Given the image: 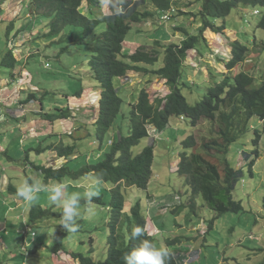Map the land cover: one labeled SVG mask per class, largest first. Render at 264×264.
<instances>
[{"label": "trees", "instance_id": "1", "mask_svg": "<svg viewBox=\"0 0 264 264\" xmlns=\"http://www.w3.org/2000/svg\"><path fill=\"white\" fill-rule=\"evenodd\" d=\"M106 0H31V11L37 17L48 18V29L40 36L49 37L51 40L46 47L52 50L58 49V55H64L76 48L74 45L85 47L90 54L88 63L95 70V76L101 87L104 88L97 124L98 139L100 144L108 136L116 119L123 111L124 99L116 87L115 79L122 81L131 79L132 74L155 75L165 80L168 92L162 95L152 96L150 91L143 86L136 92L131 101L130 132L123 135L121 131L113 138L108 139L109 150L102 159L90 161L87 165L73 169L70 160L76 155V145L58 143L51 145L59 156L68 161L60 166H33L44 175V184L49 185L52 179L63 180L66 176L78 178L83 176H95L100 183L112 182L114 184L113 196L110 204L111 216L107 222L109 230L107 238V258L98 260L94 256H86L79 252L71 255L79 259L81 264H124L123 256L138 247L142 240H150L156 247L155 233L149 226L152 212H143L146 206L144 198H139L134 204H128L129 212H126L127 199L123 193L126 187L136 186L148 190L153 177V164L155 158V135L170 126V119L178 116L189 119L192 129L184 139H181V151L177 164V172L186 178L190 188L187 203L176 206L177 209L191 207L194 211L197 207V198L202 196L210 209L217 215L228 212L240 213L244 211L242 200L236 199L234 191L240 180L239 171L233 167L230 161V151L233 143L239 141L250 129V120L258 116L262 121V129H256L255 143L260 142L264 134V75L261 83H256L257 76L248 70L231 72L239 64L247 59L248 45L236 40L232 43V54L229 61L224 60L230 70L223 73L221 79L210 86L205 96L195 105L188 102L183 93V88L189 81L185 69L191 67L185 64L188 52L198 49L197 44L204 37L206 28L211 27L216 32H222L226 27L225 20L239 6L254 7V15H259L256 21L257 29H264V0H200L198 11L185 12L178 9L170 18L175 23V17L179 14H187L200 18L203 25L199 32L192 33L185 26L176 24V29L184 33L180 42L170 41L164 43L161 40L146 41L129 55L125 53V42L133 24L153 19L160 12L168 11L172 6H177L178 0H110V14L96 15L92 5L103 8ZM148 4V6H147ZM154 9H150L149 5ZM261 8V11L259 10ZM85 8L88 12H85ZM258 8V9H256ZM258 11V13H255ZM219 19V24L213 21ZM101 23H107L104 31L94 34ZM264 52V38L258 44ZM52 46V47H51ZM74 46V47H73ZM54 50V49H53ZM56 51V50H55ZM201 52V51H199ZM161 55L163 64L158 68H150L155 65ZM9 62L14 64L12 52L7 53ZM193 67V66H192ZM131 99V97H130ZM57 111H64L55 108ZM65 112H44V117L56 120L66 117ZM65 115V116H64ZM207 123V128L199 129L202 122ZM195 128L199 130L196 132ZM200 131H202L200 133ZM154 132V137L151 133ZM151 137V143L144 146L140 152L134 154L133 148L141 143L145 137ZM47 150V147L38 149L39 152ZM248 166L253 174L252 167L260 156L256 148ZM28 184H33L29 179ZM149 193V192H148ZM176 194L156 198L148 194V204L153 207L167 208L168 204H178ZM99 203H103L99 197ZM264 205V198H263ZM31 219L37 221L49 216L61 218V211L56 208H45L35 205L31 209ZM79 225V223H78ZM141 227L144 235L131 239V232ZM54 252L66 250L62 239L69 232L58 224L55 225ZM183 236L167 238L168 253L165 264H184L187 250L180 247ZM177 244V247L171 246ZM175 244V245H176ZM259 251H264L260 247ZM94 252V247L91 249ZM193 264V263H191ZM259 264H264V260Z\"/></svg>", "mask_w": 264, "mask_h": 264}, {"label": "rangeland", "instance_id": "2", "mask_svg": "<svg viewBox=\"0 0 264 264\" xmlns=\"http://www.w3.org/2000/svg\"><path fill=\"white\" fill-rule=\"evenodd\" d=\"M107 1L109 0L105 2ZM193 1L189 5L184 0L182 10L189 12L197 8V0ZM150 9H154L151 4ZM254 9L252 6H239L234 9L225 20L228 29L225 28L222 32H216L210 27L206 28L204 37L207 41L202 40L197 44L199 51L205 53V55L202 56L201 52L196 49L188 52L185 64H189L191 67H187L185 72L189 85L183 88V93L191 105H195L205 96L208 88L221 79L223 72H230L222 61H229L232 54V43L236 40L248 45L249 50L247 59L231 72L236 73L244 69L248 70L257 76L256 83H261V78L264 75V52L261 51V46L258 44L264 38V29H257L256 21L259 15L253 14L252 10ZM259 10L261 11L260 7ZM25 13L27 11L21 15L22 21L20 22V19L16 23V26L23 28L24 32L25 28L30 27L34 23L32 19L26 21ZM181 16L183 14L175 17L176 23L179 26H185L192 33L199 32L201 28H197V21L194 20L191 23V18L190 23L186 24L185 21H182L183 18ZM35 19L38 29L41 31L46 28V21L49 23L48 18L38 17ZM213 22L218 25L219 19L216 18ZM147 23L146 20L144 23L133 24L134 28L130 31L127 40L132 41L130 38L133 39L135 36H139V42L144 43L147 41V38H149L148 34L151 32L147 28ZM199 25H203L202 20H200ZM106 27L107 23H101L94 31V34L104 31ZM8 30L9 27L4 32L1 31L2 35L6 36ZM151 30H154V28L151 27ZM172 31L174 35L179 34L184 36V33L178 31L176 27H172ZM159 33H162V31L157 32V34ZM6 40V37L3 38L4 44ZM176 41L178 40L176 39ZM74 46L76 48L71 52L59 56L56 53L58 49L51 46L52 50H50L46 47V44L42 45V50L38 55L32 56L27 62L24 61L27 68L21 69V71L23 70L21 73L25 76L28 70H30L33 76L31 78H33L41 90L44 89V93L42 92L37 95L40 105L39 111L42 108V100L48 104H55L56 108L64 110L57 111L55 109V112H59V114L70 109L66 113L67 118H62L65 122L69 120L72 130L69 133L63 132L59 134L58 138L53 143L51 142L52 144L49 143L47 145V148L51 149V145H58V143L62 142L66 145H76L77 156L75 155L70 160L69 165L73 166V169H77L87 165L90 161L102 159L105 152L109 150V138L112 139L116 134L118 136L120 131L123 135L130 132L131 102H133L131 100L134 99L136 92L138 93L140 88L145 86L153 97L165 94L169 89L165 80L152 74L143 75V73H134L129 77L131 79L122 81L121 84H124V86L118 85L119 79H115L116 87H118L117 89L124 99L122 105L123 111L116 119L108 136L100 144L97 136V124L95 123L98 119L101 105L100 100L102 99L104 88L102 87L100 92L94 89L92 93H88L91 90L90 88L99 87V83L96 80L94 68L90 67L87 61L90 59V54L84 50L85 47L83 48L80 45ZM139 46L140 44L137 42H127L125 43V53L131 55ZM2 48L5 49L0 44V49ZM7 53H0L2 69L5 66L10 68L13 66L9 62ZM163 59V55H161L159 61L149 67L151 69L160 67L163 64ZM18 69L19 67L16 70ZM199 70L200 72H198ZM15 72L19 73V71ZM84 99L88 101V104L84 105ZM88 111L90 114L93 112V115L87 114ZM76 115L80 117L82 115L86 116L78 119ZM57 127L62 130V123L57 124ZM205 128H207V123L203 121L199 125V129ZM191 129L189 119L174 116L170 119V126L164 131H159L155 137L154 132L151 133V137L155 138L153 177L148 190L136 186H129L123 189V193L127 199L126 212H129L128 204H134L139 198H144L146 201V206L143 209L144 214L145 212L148 213L151 208L157 212V207H152L151 204H148L149 193L156 198L178 193L181 195L182 201L184 203L187 202L190 188L186 178L177 172V164L181 151V139H184ZM199 129L195 128L196 132ZM256 129H262V121L258 116H254L250 120L249 131L239 141L232 144L230 151V161L233 167L240 173V180L234 191V196L236 199L242 200L244 211L217 215L207 206L204 198L200 196L197 198L195 211L191 207H187L183 208L180 213L169 209L162 213L158 212L149 215L152 220L150 222L151 229L157 232L154 234L157 249L164 250L167 247V238L183 236L186 242L183 245L181 244L180 247L194 249L192 247L193 244L201 253L200 259L196 260L193 264H259L264 260V251L258 250L260 247H264V134H262L260 142L256 144L254 141ZM151 137L143 138L141 143L133 148L134 154H137L144 146L150 144ZM41 145H46V140H42L39 143L40 147ZM256 148L259 150L260 156L252 167V174L247 160L253 157ZM25 158L26 156L23 157V161H25ZM66 161V158H61L55 163V166L63 165ZM25 176L28 183L29 174L25 172ZM31 177L37 181L36 184H39L38 187L42 190L35 194L36 199L30 201V205L28 203L30 206L29 211L35 205L45 208H56V211H61L49 199L51 195L50 189L54 186H64L66 196H71L74 193L80 194L79 215L76 217L77 225L79 223L77 231H67L69 233L63 237L61 242L68 250L79 252L86 256L91 255L98 260H105L107 258V238L109 233L107 222L111 216L110 204L114 184L112 182L100 183L95 176L89 175L78 178L66 176L63 180L52 179L49 181V186H46L44 184V175L35 167H32ZM88 190L98 191L99 195L89 200L85 196ZM99 197L102 198L103 203L98 202ZM30 215L31 212L29 213ZM60 220L61 218L50 216L46 220L49 226H46L48 223L44 222V220H37L36 223L31 222L32 226H35L38 232L36 234L40 240H44L45 238L46 227L50 228L49 233L46 235L47 238H45V240L49 239V248L44 246L45 248L42 249L43 251L47 249L50 255H53V253L57 255L58 253L54 252L52 247L56 245L55 225L57 226ZM53 223L55 224L54 226L52 225ZM31 235H35L33 231H31ZM42 244L39 245L42 246ZM175 244L171 247H177V244ZM92 247H94L93 253L91 251Z\"/></svg>", "mask_w": 264, "mask_h": 264}, {"label": "crops", "instance_id": "3", "mask_svg": "<svg viewBox=\"0 0 264 264\" xmlns=\"http://www.w3.org/2000/svg\"><path fill=\"white\" fill-rule=\"evenodd\" d=\"M21 1L0 0V44L5 48L0 49V53L4 54L11 51L13 58H15L12 68L5 66L2 69V62L0 63V264H81L79 259L71 255L75 251L66 249L59 251L57 255L53 252V255H50L47 249L42 250L45 248L44 246L49 248V239L45 240V238H47L46 235L49 233L50 228L46 227L45 238L44 240H40L35 226H32V223H36V221L31 219V215L29 216L30 202L23 200L17 195L18 189L26 181L25 172L29 174V179L33 180L31 171L34 164L55 166V163L63 158L58 155L55 149L47 148L43 152H39L38 149L48 147L47 145L51 142L53 143L59 134L63 132L69 133L72 130L69 120L67 122L63 118L50 120L43 116L42 113L44 112H53L56 108L55 104H48L42 100V108L39 111L40 105L37 95L42 92L44 93V89L41 90L33 78H31L33 76L30 70H28L25 76L21 73L24 68H27L24 61L27 62L32 56L38 55L42 50L41 46L51 40L49 37L40 36L48 27L43 31L38 29L35 19L38 17L32 13L30 8L31 0H24L22 3ZM183 1L178 0L177 7L179 9L184 6L182 4ZM186 1L189 5L194 2L193 0ZM108 4L104 3L103 8L91 4L92 10L96 15H102L103 13L109 15L110 8ZM196 4L198 7L192 11L199 10L201 1L197 0ZM26 11V21L32 19L34 23L30 27L25 28L24 32V29L18 28L16 23L20 19V22L22 21L21 15ZM85 12H88L86 8ZM181 17L183 18L182 21H185L186 24L190 23V19L192 18L191 23L195 20L197 21V28L200 29L202 27L199 25L200 18L187 14H183ZM170 25L147 24L148 30L151 31L148 34L149 38H147V41L179 42L180 38L183 39V35H174L172 26ZM7 27H9V30L6 36L2 35L1 31L4 32ZM151 27L154 30H151ZM161 31L162 33L157 34V32ZM5 37L7 40L4 44L3 38ZM139 38V36H135L133 39H130L133 42L143 44L139 42ZM28 39L29 41H27ZM132 41L127 40L125 43ZM222 63L225 64L224 61ZM17 67H19L18 70H16ZM21 69L23 70L21 71ZM15 71H19V73L17 74ZM122 81H119L118 85L124 86V84H121ZM101 88L99 84V87L90 88L91 90L88 93H92L94 89L100 92ZM83 102L84 105L88 104V101L85 99ZM87 114H90L89 111ZM86 115H82L81 117L76 116L79 119ZM90 115L92 116L93 112ZM60 123H62L63 131L57 127V124ZM58 130L61 131L57 132ZM42 140H46V145H41L40 147L39 143ZM24 156H26L25 161H23ZM36 183L37 181L33 180L32 185L38 187L39 184ZM151 209L155 212L153 208ZM158 212L159 209L155 213ZM162 212L160 211L159 213ZM48 218L50 216L40 220L48 223L46 221ZM52 225L54 226L55 224L53 223ZM46 226H49V223ZM31 231L35 235H31ZM41 243H43L42 246L39 245ZM192 247L195 248L193 244ZM184 249L189 250V248Z\"/></svg>", "mask_w": 264, "mask_h": 264}, {"label": "clouds", "instance_id": "4", "mask_svg": "<svg viewBox=\"0 0 264 264\" xmlns=\"http://www.w3.org/2000/svg\"><path fill=\"white\" fill-rule=\"evenodd\" d=\"M105 3H109L108 5L110 8V0L108 2H105ZM178 9L179 8L177 6H172L170 10L160 12L159 14L156 15L155 18L147 20V22H148L147 24L148 25L155 24V23H157L159 25H166V24L170 25L171 24L170 26L176 27L177 23L176 22L172 23L170 21V18L173 17L172 13H177L179 11ZM255 13H258V11H255ZM167 14L170 15L169 18L164 19L163 17ZM144 22H142V23H144ZM201 54H203V53H201ZM47 64H49V63H47ZM41 190L42 189L40 187L28 184L26 181L24 183V185L18 189L17 195L20 198H22L23 200L30 202V201H33L36 199L35 194ZM50 192H51V195L49 197L50 201L52 202V204L56 205L58 208L61 209L60 226H62L63 229L68 230V231H72V232L77 231L78 225L76 223V217L79 215L78 208H79L80 199H81L80 194L74 193L71 196H66L65 191H64V186H62V185H57V186L52 187L50 189ZM172 194H174V193H172ZM98 195H99L98 191H95V190H88L85 193V196L89 200L92 197H95ZM168 195H170V194H168ZM162 197H164V196H162ZM176 199L179 200L178 204H173L172 202H170L168 204L167 208H163V207L159 208V212L160 211L165 212L169 209L173 210L176 208V206L187 203V202L184 203L182 201L180 194H176ZM161 209H163V210H161ZM182 209L183 208H179L177 210L180 213V211ZM150 210L152 211V209H150ZM150 213H151V215L155 214V212H153V211ZM150 221H152V220L149 219V226H150ZM143 235H144L143 230L139 226H137L130 234L131 239H133V240H136ZM183 240H184L183 243H185L186 242L185 239H183ZM195 249L196 248L187 250L186 261L184 264L195 263L196 260L200 259L201 253L199 252V250H197V249L195 250ZM190 250H193V251H190ZM167 256H168L167 252L162 251L160 249H157L150 240H142L138 247H136L131 252L126 253L123 256V262H124V264H165V258Z\"/></svg>", "mask_w": 264, "mask_h": 264}, {"label": "built area", "instance_id": "5", "mask_svg": "<svg viewBox=\"0 0 264 264\" xmlns=\"http://www.w3.org/2000/svg\"><path fill=\"white\" fill-rule=\"evenodd\" d=\"M169 16H170V15H169V14H167V15H165L163 18H164V19H168V18H169ZM47 65H49V64H47Z\"/></svg>", "mask_w": 264, "mask_h": 264}]
</instances>
